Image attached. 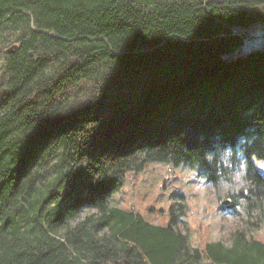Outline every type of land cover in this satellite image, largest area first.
Wrapping results in <instances>:
<instances>
[{
    "label": "trees",
    "instance_id": "1",
    "mask_svg": "<svg viewBox=\"0 0 264 264\" xmlns=\"http://www.w3.org/2000/svg\"><path fill=\"white\" fill-rule=\"evenodd\" d=\"M257 23L264 0H0V264H264L244 228L190 251L174 204H112L151 164H243L219 208L261 226L264 48L225 58Z\"/></svg>",
    "mask_w": 264,
    "mask_h": 264
},
{
    "label": "rangeland",
    "instance_id": "2",
    "mask_svg": "<svg viewBox=\"0 0 264 264\" xmlns=\"http://www.w3.org/2000/svg\"><path fill=\"white\" fill-rule=\"evenodd\" d=\"M238 31L244 35L243 45L225 58L264 48V23ZM255 163L264 175V161L255 160ZM240 166L229 177L223 178L218 187H213L187 167L173 169L168 165L151 164L128 177L112 204L123 209L133 208L140 213L152 207L155 212L151 213L149 219L155 225H166L168 221L165 215L156 214V211H166L174 204L177 214L175 226L186 237L190 251L202 249L207 242L220 241L224 246H230L234 234L241 228L245 230L247 241L256 239L264 242V220L260 227L247 224L248 221H255L256 213L248 216L243 202L240 201L235 208H219L220 201L230 199L228 194L236 193L241 188L242 181L233 179ZM225 184L229 185L227 189ZM172 192H179L184 198L170 197ZM200 263L207 264V261L203 259Z\"/></svg>",
    "mask_w": 264,
    "mask_h": 264
},
{
    "label": "clouds",
    "instance_id": "3",
    "mask_svg": "<svg viewBox=\"0 0 264 264\" xmlns=\"http://www.w3.org/2000/svg\"><path fill=\"white\" fill-rule=\"evenodd\" d=\"M228 155H230V153H228ZM226 164H227L228 167H231V164L230 163H227V161H226ZM243 169H244V165L241 164L240 171L237 172L234 175V177H233V179L236 180L237 182H240L242 180V177H243ZM224 187L227 189L229 187V185L225 184Z\"/></svg>",
    "mask_w": 264,
    "mask_h": 264
},
{
    "label": "water",
    "instance_id": "4",
    "mask_svg": "<svg viewBox=\"0 0 264 264\" xmlns=\"http://www.w3.org/2000/svg\"><path fill=\"white\" fill-rule=\"evenodd\" d=\"M16 48V46L15 45H12L11 47H9L8 49H7V52L8 53H12L13 52V50ZM230 203H231V200L230 199H226V200H222V201H220L219 202V205L222 207V208H226V207H228L229 205H230Z\"/></svg>",
    "mask_w": 264,
    "mask_h": 264
}]
</instances>
